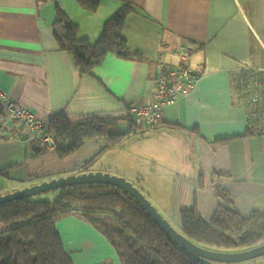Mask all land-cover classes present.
<instances>
[{"label": "crops", "instance_id": "0c3cea01", "mask_svg": "<svg viewBox=\"0 0 264 264\" xmlns=\"http://www.w3.org/2000/svg\"><path fill=\"white\" fill-rule=\"evenodd\" d=\"M124 5L132 12L121 36L149 62L109 53L91 74L82 73L59 47L64 29L56 23V8L78 26L79 38L93 44ZM160 52L173 68L190 66L198 83L165 106L157 128L114 147L94 138L63 159L54 151L35 158L27 140L12 138L20 135L18 122L0 121L12 138L0 141V195L77 174L94 159L86 172L135 183L177 231L180 212L187 209L194 208L205 223L219 206L244 219L264 212V134H250L231 83L243 66L264 67V0H100L94 13L76 0H0V99L4 94L25 107L43 126L61 113L70 120L124 119L130 105L152 102ZM120 130L126 132L125 123ZM218 189L229 202L217 197ZM55 226L73 264H121L106 239L81 218L69 215ZM100 245L108 257L94 262L84 255Z\"/></svg>", "mask_w": 264, "mask_h": 264}, {"label": "trees", "instance_id": "16d2710c", "mask_svg": "<svg viewBox=\"0 0 264 264\" xmlns=\"http://www.w3.org/2000/svg\"><path fill=\"white\" fill-rule=\"evenodd\" d=\"M76 1L90 13L96 12L100 4V0ZM131 12L130 5L122 6L104 23L99 38L91 44L87 39L78 37V26L56 8V23L62 24L64 29L63 38L58 40L59 47L85 74H91L109 53L124 60L149 62L140 53L129 49L121 36L126 17ZM195 76L199 77L196 73ZM231 83L235 103L240 105L242 102L235 87L234 73ZM5 98L13 101L7 96ZM2 112L0 103V115ZM247 122L250 134H264L261 131L264 130V119ZM121 123L126 124V132H121ZM158 125L159 122L140 126L131 114L124 119L92 115L70 120L61 113L51 117L43 129L54 139L52 151L63 159L77 151L86 140L103 138L109 147H114L125 137L145 133L141 132L143 128L151 130ZM12 138L27 140L35 158L50 151L39 138L27 139L22 135ZM12 138L8 136L1 141ZM93 161H87L75 172H86ZM132 184L145 195L135 183ZM54 191L56 195L51 200L24 198L0 205V225L4 227L0 233V264H73L63 249L55 226L58 219L69 215L81 218L99 232L114 249L121 264H199L168 240L140 204L122 190L105 184H82ZM216 195L223 202H229L223 191L216 190ZM179 232L204 248L222 252L242 251L264 243V212L253 213L244 219L234 211L219 206L211 221L205 223L194 208L187 209L180 212Z\"/></svg>", "mask_w": 264, "mask_h": 264}, {"label": "built area", "instance_id": "2783aa9c", "mask_svg": "<svg viewBox=\"0 0 264 264\" xmlns=\"http://www.w3.org/2000/svg\"><path fill=\"white\" fill-rule=\"evenodd\" d=\"M180 54L185 59L186 50L181 49ZM154 63L152 102L145 105H130L126 110L127 115L131 114L135 122L143 127L157 124L165 106L190 93L198 83V78L190 66L171 67L165 62L163 52L157 54ZM234 75L235 87L242 102L240 105L245 110L247 120L253 123L261 121L264 119V67L243 66L234 72ZM5 97L4 94L1 95L3 112L0 121H17L20 135L27 139L39 138L46 148L52 151L55 147L54 139L45 132L42 123L28 109ZM8 136V129L0 125V141Z\"/></svg>", "mask_w": 264, "mask_h": 264}, {"label": "water", "instance_id": "95a60500", "mask_svg": "<svg viewBox=\"0 0 264 264\" xmlns=\"http://www.w3.org/2000/svg\"><path fill=\"white\" fill-rule=\"evenodd\" d=\"M82 184H105L116 187L127 193L130 197L140 204L147 216L165 233L168 240L185 251L199 264H218V263H239L264 257V243L250 249L236 252H222L201 247L187 239L182 233L174 229L171 224L162 216L155 206L145 197V195L124 177L112 175L108 172H84L80 174H70L64 177L51 179L39 184L25 187L4 195H0V205L12 201L29 198L32 195L54 191L66 186ZM261 264H264L261 263Z\"/></svg>", "mask_w": 264, "mask_h": 264}, {"label": "rangeland", "instance_id": "374dc122", "mask_svg": "<svg viewBox=\"0 0 264 264\" xmlns=\"http://www.w3.org/2000/svg\"><path fill=\"white\" fill-rule=\"evenodd\" d=\"M145 131L147 132L149 130H146L145 128H143L141 130V132H145ZM138 134H135V135H138ZM95 168L96 167H94V169ZM55 195H56L55 191H48V192H45V193H40V194L32 195V196L29 197V200H33V201L51 200L52 198H54ZM145 197L152 203L153 206H155V207L157 206L156 209L161 213L160 208H159V204H157L154 200H152L151 198H149L146 193H145ZM162 201L164 203H166L167 198H164ZM171 226L174 229L178 230L177 229L178 226L174 225L172 222H171ZM3 229H4V227L2 225H0V233L2 232ZM86 254H88L89 256H92L94 258L93 261L95 262L98 258L108 257L109 256V250L105 246H103V245L101 246L100 245V246L96 247L95 249H93L90 252H88L87 250H85V254L84 255H86ZM263 262H264V258H258V259L254 260V261L253 260H250V261H244V262H239V263H230V264H261ZM219 264H229V263H219Z\"/></svg>", "mask_w": 264, "mask_h": 264}]
</instances>
